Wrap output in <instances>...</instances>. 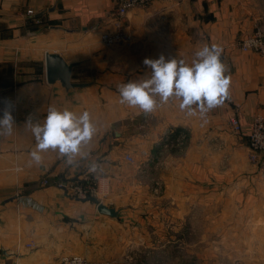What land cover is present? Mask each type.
<instances>
[{
    "label": "crops",
    "instance_id": "crops-1",
    "mask_svg": "<svg viewBox=\"0 0 264 264\" xmlns=\"http://www.w3.org/2000/svg\"><path fill=\"white\" fill-rule=\"evenodd\" d=\"M114 4L115 0H0V116L7 108L14 118L12 134L0 135V264H55L72 254L114 260L124 248L128 216L146 213L150 204L159 202L162 206L156 211L168 207L172 225H180L184 205L189 221L198 204L215 210L203 218L208 225L217 220L222 235L233 220L236 227L250 226L253 240L261 244L245 256L241 253L235 263L264 264V157L249 162L247 139L253 116H264V56L241 51L237 45L256 24L264 25V0H153L129 11L131 40L106 47L100 35L113 29ZM212 44L223 48L225 75L231 77L224 107L201 119L181 112L178 101L148 114L119 102L121 85L151 74L145 58L163 55L191 64L196 51ZM47 52L75 62L72 80L86 86L66 89L60 81L49 83ZM50 107L90 113L96 132L82 149L85 158L77 157L75 165L51 150L41 153V165L30 163L36 141L26 121L42 124ZM231 114L238 116L242 135L231 133ZM137 143L142 145L144 162L176 160L170 167L167 163L169 176L162 170L159 199H131L125 156L133 155ZM228 146L233 152L226 151ZM212 148L219 150L213 154ZM183 152L185 158L178 157ZM93 163L95 172L90 171ZM84 173L105 176L115 203L101 201L116 208L117 217L100 213L96 201L76 199L54 184ZM185 176L217 184L183 186ZM227 195L232 196L229 202ZM212 200L215 207L209 205ZM228 210L235 217L226 222ZM144 221L142 225H147Z\"/></svg>",
    "mask_w": 264,
    "mask_h": 264
},
{
    "label": "rangeland",
    "instance_id": "rangeland-1",
    "mask_svg": "<svg viewBox=\"0 0 264 264\" xmlns=\"http://www.w3.org/2000/svg\"><path fill=\"white\" fill-rule=\"evenodd\" d=\"M115 6L116 5L114 4V9ZM100 39H101V35H100ZM123 43L126 42L113 43V45H118ZM105 46L107 47L108 45L105 44ZM256 115H260V114H256ZM256 115L253 116L252 121ZM252 121L250 123V129L247 132L248 141L250 140L249 137L251 132ZM228 126L232 134L242 135V131L240 133H236L233 131L229 123V120H228ZM133 148H135L133 153L134 157L132 154H129L131 156V159H127L125 156L128 164L127 168L131 173V180L128 181L127 183L128 187L132 189L131 199H133L134 196L136 197L137 202L139 199L144 198L146 196H149L150 198L153 199H159V197L161 196L160 190H162V186H164L161 180L163 179L161 177L163 172L162 170H164V174L166 176H169V172L167 170H169L170 165L174 164V161L176 160L174 158L168 159V157L170 156L167 155L168 157L166 158L168 160L163 164L155 165L154 162L147 163L144 162V158H143L144 151L141 150L142 148L141 143L134 144ZM176 148L177 147H175L174 149L176 150ZM180 149L183 150V146L179 145L177 150L180 151ZM169 150L170 151L168 153L172 151V149L170 148ZM218 150L219 149L212 148L210 150V153L218 152ZM250 150H251L250 153H252L251 148ZM226 151L233 152V150L230 149L229 146L227 147ZM183 153H179L178 157L181 156L184 157L186 152ZM257 154H258L257 161H252L249 156L248 158L250 161L248 159L247 160L252 164L260 162L261 157L262 158L264 157V152L257 151ZM167 163L169 167H167ZM180 163L182 164L180 166V169L186 173L185 164L183 165V162ZM158 171H161V173H158ZM103 177L105 176L99 173H84L82 175H78L75 178L63 179V180L61 179L58 182L56 180L55 181L56 183L54 184L62 188L64 191L66 190L65 192L68 195L76 199L86 200V198L91 195L94 196L98 202H100L101 200H106L111 203H113L114 201L115 203V200L112 199L111 196L109 195L110 187L106 182V180L103 179ZM230 180L231 179L228 177L225 180L227 181V185L230 184L229 183ZM181 181L183 186H187L190 184L192 186L193 184L196 187L198 186L212 187L215 183L217 184V180L215 181L211 180L210 182H206V181L203 182L201 179L196 178L195 181H192L186 179V176L184 177V179H181ZM47 182L48 180L45 179L44 183ZM73 182H77V184L82 185L86 189H89L90 194L83 198H79L72 195L71 193L72 190L70 186L72 185ZM61 184H65V187L60 186ZM222 184L224 185V182ZM146 188L149 190V193H140L141 190H144ZM231 198L232 196L227 195L226 201L229 202ZM137 202L135 203L137 204ZM215 202H217L216 198H215ZM215 202L214 200H212L211 203H209V205H213V207H215L216 205ZM160 206H162L160 202L159 204L152 203L146 210L147 211L146 213H143L141 211L135 213L134 215L128 216V218H130L127 221L129 225L123 226L125 230L124 234L126 241L122 242L121 244L124 247L123 251L120 253L121 256H118L114 260H110L107 258L99 259V260L106 261L108 264H113V263L115 264H236L235 258H237V256H240L241 253H243V255L245 256L246 254H249V252L253 251L252 250L253 246H257L261 244L260 242L257 243L256 241L253 240L254 237L256 239V236L253 231L251 233L252 228L250 226L241 225L242 227H240L241 224L240 223L236 227L235 224L233 223L234 220L232 221L231 225L227 223L228 225L225 226L226 229L225 235H222V230L219 231V224L217 220L211 222V225H208L207 224L208 220L207 219L204 220L203 218L204 214L205 215L206 213L212 215L216 214L215 210H210V209L203 210L201 205L196 204L195 205L196 209L190 215L189 221H187L188 219L186 215L188 212L185 209L186 206L184 205V211L183 213H181V216L179 217L180 225L176 226V225H172L171 222L172 215L168 207L165 206L166 209L163 208L162 210L158 209L156 211L155 207L160 208ZM226 214H227L226 222L234 219L235 217L233 211L228 210ZM138 218H140V220ZM144 219H145L144 221L145 224L146 222L148 223L147 225H142L141 220L143 221ZM235 227L238 233V235L236 236H234L233 234ZM219 234H221V236Z\"/></svg>",
    "mask_w": 264,
    "mask_h": 264
},
{
    "label": "clouds",
    "instance_id": "clouds-1",
    "mask_svg": "<svg viewBox=\"0 0 264 264\" xmlns=\"http://www.w3.org/2000/svg\"><path fill=\"white\" fill-rule=\"evenodd\" d=\"M223 48L220 45H205L195 52L191 64L184 60L145 58L143 63L151 74L140 81H132L119 87L120 103L139 108L145 114L170 101H179L178 108L187 116L204 119L214 108L222 106L230 98L231 77L225 75L226 66L221 61ZM159 97V102L157 101ZM206 122V121H205ZM14 118L7 108L0 116V135L10 136ZM26 125L35 137L36 147L30 152V163L41 165V153L58 152L68 165H75L77 157L85 158L82 151L87 146L96 128L90 113L77 115L67 109H48L42 124H33L29 118ZM93 163L90 171L95 172ZM76 264V261L73 262Z\"/></svg>",
    "mask_w": 264,
    "mask_h": 264
},
{
    "label": "built area",
    "instance_id": "built-area-1",
    "mask_svg": "<svg viewBox=\"0 0 264 264\" xmlns=\"http://www.w3.org/2000/svg\"><path fill=\"white\" fill-rule=\"evenodd\" d=\"M116 6L112 13L113 30L104 31L101 33V40L104 44L110 46L113 43L129 42L132 38L131 32L128 31L127 17L131 9L136 7H146L152 3L153 0H115ZM28 13H33L29 10ZM241 51H254L264 55V25L256 24L253 31L246 34L237 43ZM221 61L223 58L221 55ZM227 101L221 106L224 107ZM179 104V101H178ZM229 123L234 132L240 133L242 131L241 123L235 114L229 116ZM249 147L252 149L249 157L252 161H257V151L264 152V117L256 115L251 124V132L249 137ZM127 159H131L129 154H126ZM64 186L65 184H61ZM72 195L83 198L90 194L89 189L82 185L73 182L70 186ZM93 192V191H91ZM108 264L102 260H92L82 255L72 254L62 256L55 264Z\"/></svg>",
    "mask_w": 264,
    "mask_h": 264
},
{
    "label": "water",
    "instance_id": "water-1",
    "mask_svg": "<svg viewBox=\"0 0 264 264\" xmlns=\"http://www.w3.org/2000/svg\"><path fill=\"white\" fill-rule=\"evenodd\" d=\"M75 62H67L60 53L47 52L45 54V66H46V79L49 83L60 81L62 86L66 89L74 87L86 86L85 82H78L72 80L73 67ZM86 200H92L97 202V209L100 213L117 217L118 210L114 207H109L103 202H98L94 196H88Z\"/></svg>",
    "mask_w": 264,
    "mask_h": 264
},
{
    "label": "bare ground",
    "instance_id": "bare-ground-1",
    "mask_svg": "<svg viewBox=\"0 0 264 264\" xmlns=\"http://www.w3.org/2000/svg\"><path fill=\"white\" fill-rule=\"evenodd\" d=\"M75 181V180H74ZM66 191V190H65ZM70 194V193H69Z\"/></svg>",
    "mask_w": 264,
    "mask_h": 264
}]
</instances>
